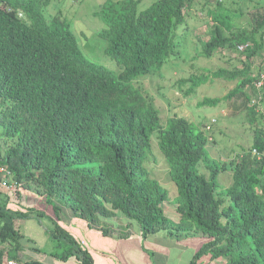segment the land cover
I'll use <instances>...</instances> for the list:
<instances>
[{"label":"trees","instance_id":"1","mask_svg":"<svg viewBox=\"0 0 264 264\" xmlns=\"http://www.w3.org/2000/svg\"><path fill=\"white\" fill-rule=\"evenodd\" d=\"M141 1L106 0L95 12L105 24L99 35L115 70L80 53L69 23L45 20L41 10L50 0H0V175L15 184L11 191L45 197L57 215L59 199L91 223L120 211L138 221L143 237L161 230L174 237L203 233L190 264H264V112L251 99L264 92V84L256 86L264 74V0H213L204 17L213 27L202 52H240L242 66L205 69L185 81L188 93L210 80L235 82L224 96L202 99L201 106L246 97L252 143L229 161L207 149L215 119L206 125L187 115L163 120L154 97L134 84L137 75L160 70L175 52L174 30L187 25L196 0H155L140 10ZM239 1L250 2V10ZM246 13L243 25L238 19ZM153 135L177 188V221L163 208L170 191L144 167ZM201 163L208 174L199 170ZM227 170L231 183L220 189L219 175ZM8 196L0 194V261L7 253L22 264V253L41 247L15 221L35 208L24 201L15 208ZM52 223L50 238L67 245L56 254L73 253L82 256L80 264H93L76 235ZM101 230L106 234L109 228Z\"/></svg>","mask_w":264,"mask_h":264},{"label":"rangeland","instance_id":"2","mask_svg":"<svg viewBox=\"0 0 264 264\" xmlns=\"http://www.w3.org/2000/svg\"><path fill=\"white\" fill-rule=\"evenodd\" d=\"M106 0H50L49 4L45 6L41 12L47 22H67L70 24L71 30L74 32L79 51L86 57L100 62L110 68L117 70V63L115 60L105 52L106 41L99 35V31L105 26L103 20L95 14L104 4ZM155 0H142L139 4V9H145ZM196 0L193 1L191 8L187 12V25L183 23L179 25L174 33L176 35V49L168 60L164 63L160 70H154L147 73H142L136 76L134 80L135 86L142 91L150 93L155 100L156 106L161 111L163 120H167L173 115H187L193 118L197 123L204 122L205 125L212 123L211 129L207 131L210 141L207 149L210 154L216 159L223 161L232 160L240 156L243 148H247L252 143L254 126L248 121L246 110V97L236 95L229 100L220 101L217 105H200V101L206 97H222L229 90H231L235 82L223 79H215L205 84L200 85L195 92L188 93L189 88L188 78L191 75H197L209 70H217L220 67L233 68L240 67L242 54L233 50H219L215 51L211 57H206L202 52V42L209 38L212 30V21L205 20L206 8L213 7V0ZM235 1L232 5L237 6ZM243 6L244 11L250 10L248 8L251 4L247 1H239ZM228 4H231L228 1ZM247 14L238 19V22L246 25L248 23ZM260 57H255V65H260ZM185 82V83H184ZM248 91V90H247ZM258 92V91H256ZM262 97L254 95L251 96L252 101H257V110L264 112V92ZM251 101V103H252ZM214 121V120H213ZM85 165H97L96 162H86ZM145 170L153 179L157 180L164 187L168 188L170 192L177 195V188L175 183L171 180L168 174V164L165 157L158 146L156 136L152 137V145L149 155L144 164ZM199 170L208 174V169L201 163ZM0 181L6 180L5 176L0 175ZM232 174L230 171L221 172L219 181L221 183L220 189H226L231 183ZM11 181V180H10ZM7 188H1V195H9V201L15 208L21 207L18 204L26 203L34 207V211L30 212V216L24 219H17L15 224L21 227L26 236L33 238L41 247L35 252L22 253V264L28 263L33 259H40L45 264H80L82 256L76 254H69L66 258L59 257L56 252L62 253L67 245L61 240H52L49 232L53 227L52 219L62 224L68 229L71 227L79 236L84 239L89 247L99 245L100 250L114 256L116 264H143L135 258V248L133 247L134 239L132 237L124 238L117 243L110 235L101 237L97 232L89 229L83 224L84 220L88 224L91 222L82 217L80 213L73 214L72 217L65 221L62 215H57L54 209L45 197L21 189L19 191H11ZM16 193H15V192ZM3 197V200H4ZM63 203L61 200L57 199ZM170 200V198H169ZM167 200V201H169ZM168 202L164 203L163 206ZM65 207L66 204L63 203ZM168 206V205H167ZM163 207V208H164ZM40 211H43L40 213ZM75 218L77 221H74ZM172 218V217H171ZM202 240L206 236L199 234ZM78 238V239H79ZM100 241V243H98ZM82 242V241H79ZM83 246V243H80ZM146 252L147 258L151 264H162L163 260L161 253L164 254L160 248H155L153 244L142 242ZM29 248V244L27 246ZM171 259L168 264H186L185 260L189 258V253H181L182 261H179L180 250L172 248ZM3 261V260H2ZM223 262L224 260H218ZM217 259L210 264H217Z\"/></svg>","mask_w":264,"mask_h":264},{"label":"crops","instance_id":"3","mask_svg":"<svg viewBox=\"0 0 264 264\" xmlns=\"http://www.w3.org/2000/svg\"><path fill=\"white\" fill-rule=\"evenodd\" d=\"M175 197H176L175 193L170 192V200L165 201L164 203L166 202L168 203L165 205V207L164 206L163 207H164L165 213L170 218L172 217L173 220L177 221L179 220L180 216L178 212L176 211V204L174 203ZM56 203L61 207L60 214L62 215L64 219H66L65 221H68L67 219L69 218H74L72 217L73 214H78V213H75L70 208V206L67 205L65 202L63 203L66 204L67 207H65L63 203L59 202L58 200ZM19 205H21V203L18 204V206ZM74 221L78 222L79 220L75 218ZM81 221H83L84 222L83 224L88 226L89 229L93 228V231L99 233L102 238L105 237L106 235H110L112 238H114V240L117 243L121 242L122 239H124L125 237L126 238L132 237L134 239L133 247L135 248V258L137 259L138 262L143 263V264H151V261L147 258L148 252H146L144 244H142L143 241L153 244V246L156 249L160 248V250L164 252V254L160 252L161 257L163 259L161 261L162 264L169 263V260L172 257L171 255L172 248H175V247L178 248V250H180V255H177V257H179V261H182L181 253L183 252L189 253V258H187L185 262L186 264H190V261L193 257L195 250L206 239L204 238L202 240L199 234L198 235H188L184 237H174L168 234L167 231L165 230H161L147 237H143L141 235V227L138 221L129 219L120 211H115V215L113 216H107V217L98 216L96 223L88 224L84 220H81ZM101 227L109 228L108 233L106 234L103 233L101 230ZM68 230L74 233L77 239L79 238L77 233L71 227H68ZM78 241H82L80 243H83V246L90 251L92 255L93 264H116L114 256L107 253L104 250H100L99 245H93L94 247H89L87 245V242L84 239L79 238ZM98 243H100V241ZM218 263H221V262L218 261L217 264Z\"/></svg>","mask_w":264,"mask_h":264},{"label":"built area","instance_id":"4","mask_svg":"<svg viewBox=\"0 0 264 264\" xmlns=\"http://www.w3.org/2000/svg\"><path fill=\"white\" fill-rule=\"evenodd\" d=\"M244 46L243 45H240L239 46V49H243ZM264 84V74L261 75V79L257 82L256 86L258 89H261L262 88V85ZM0 172H3L5 173V170L4 168L0 167ZM5 177H6V180L5 181H1L0 182V186L1 187H4V188H7V189H14L15 188V184L14 185H11V184H8V180H9V177L6 176V174H3ZM3 260V261H2ZM0 264H18L16 260H13L11 258L8 257L7 253H5L3 256H2V259L0 261Z\"/></svg>","mask_w":264,"mask_h":264}]
</instances>
